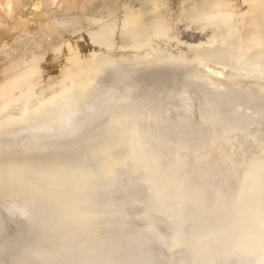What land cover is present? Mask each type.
I'll return each mask as SVG.
<instances>
[{"label":"water","instance_id":"95a60500","mask_svg":"<svg viewBox=\"0 0 264 264\" xmlns=\"http://www.w3.org/2000/svg\"><path fill=\"white\" fill-rule=\"evenodd\" d=\"M264 201V0H79L0 28V264H251L198 240Z\"/></svg>","mask_w":264,"mask_h":264},{"label":"clouds","instance_id":"9594fccd","mask_svg":"<svg viewBox=\"0 0 264 264\" xmlns=\"http://www.w3.org/2000/svg\"><path fill=\"white\" fill-rule=\"evenodd\" d=\"M246 255L251 264H264V201L240 198L232 207L228 222L198 240Z\"/></svg>","mask_w":264,"mask_h":264},{"label":"rangeland","instance_id":"374dc122","mask_svg":"<svg viewBox=\"0 0 264 264\" xmlns=\"http://www.w3.org/2000/svg\"><path fill=\"white\" fill-rule=\"evenodd\" d=\"M63 2L69 4V0H19L20 5L18 4L19 7L16 8L15 14L10 20H14L15 17L21 20L28 19L32 16L45 13L46 11L57 9L60 6H65L66 4H63Z\"/></svg>","mask_w":264,"mask_h":264},{"label":"bare ground","instance_id":"6f19581e","mask_svg":"<svg viewBox=\"0 0 264 264\" xmlns=\"http://www.w3.org/2000/svg\"><path fill=\"white\" fill-rule=\"evenodd\" d=\"M65 2H67V1H65ZM76 2H79V1L78 0L77 1L76 0H71V1L69 0V4L76 3ZM18 4L20 5L19 0H0V28L5 27V25L20 22L21 19L18 17H15V16H14L15 17L14 20H12V21L10 20L11 17L13 18V15L15 14L16 8L19 7ZM63 4H66V3L63 2ZM66 5H68V4H66ZM61 7H64V6H60L59 8H61ZM49 11H46V12H49ZM32 17H34V16H32Z\"/></svg>","mask_w":264,"mask_h":264}]
</instances>
